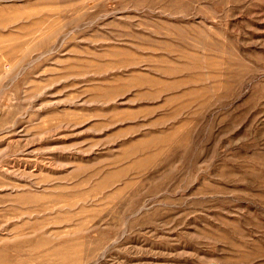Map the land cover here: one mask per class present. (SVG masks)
Instances as JSON below:
<instances>
[{"label": "rangeland", "instance_id": "374dc122", "mask_svg": "<svg viewBox=\"0 0 264 264\" xmlns=\"http://www.w3.org/2000/svg\"><path fill=\"white\" fill-rule=\"evenodd\" d=\"M0 264H264V0H0Z\"/></svg>", "mask_w": 264, "mask_h": 264}]
</instances>
